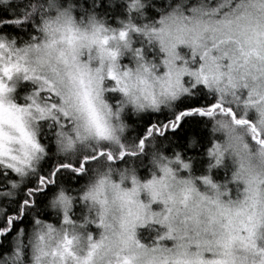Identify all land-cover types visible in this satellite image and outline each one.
I'll return each mask as SVG.
<instances>
[{
	"label": "snow or ice",
	"instance_id": "snow-or-ice-1",
	"mask_svg": "<svg viewBox=\"0 0 264 264\" xmlns=\"http://www.w3.org/2000/svg\"><path fill=\"white\" fill-rule=\"evenodd\" d=\"M135 7L134 0L129 10ZM31 9L0 24L19 25L37 5ZM39 9L38 34L29 41L18 46L0 34V113L7 109L15 119L7 142L0 128V239L15 230L12 251L0 257V264H26V256L27 264H264V0H177L156 24L130 23L119 30L93 25L91 34L75 27L70 16L56 26L65 13L55 0ZM133 32L158 41L164 53L165 71L155 78L159 92L137 89L132 94L129 89L133 76L140 84L141 73L149 70L140 63L142 49L127 45L137 61L134 71L122 69L120 53L108 47L117 36L128 41ZM179 46L190 49V59L180 55ZM109 80L114 83L106 87ZM19 81L36 85L23 103L13 99ZM105 92H118L153 112L163 104L170 115L148 126L130 150L124 140L114 142L109 132L101 133L91 119ZM201 93L199 103L176 107L182 98L191 101ZM193 115L210 121L212 133L222 137L208 149L209 169L222 165L226 155L231 158L235 197L227 183L213 182L211 175L194 177L190 162L177 153L172 159L162 157L159 176L153 173L144 182L132 176L130 188L113 181L111 203L106 196L93 198L95 212L90 210L79 226L92 224L99 232L87 231L82 256L73 251L67 231L62 244L47 245L58 226L78 223L72 212L76 196L61 184L63 177L86 178L78 195L87 204L91 193L84 189L98 165H109L111 172L115 162L143 153L150 141ZM48 135L52 151L45 142ZM180 170L188 175L181 176ZM58 185L50 197L61 207L56 224L35 211L39 196ZM142 192L150 197L147 203L140 199ZM153 203L162 208L153 211ZM28 214L32 229H39V243L18 227ZM149 224L163 231L145 244L137 238V228Z\"/></svg>",
	"mask_w": 264,
	"mask_h": 264
},
{
	"label": "trees",
	"instance_id": "trees-1",
	"mask_svg": "<svg viewBox=\"0 0 264 264\" xmlns=\"http://www.w3.org/2000/svg\"><path fill=\"white\" fill-rule=\"evenodd\" d=\"M46 3L43 0L42 4ZM69 0H60L61 6H66ZM177 0H146L145 6L140 11L128 10V4L125 0H71L73 5V13L75 18L80 21H87L88 17L95 15L98 19L104 21V25L109 29H119L123 27V22L131 19L133 24L137 26H143L145 24H156L161 15L167 14L172 7L175 6ZM33 4V0H11L6 5H0V20H14L22 18L25 13H30V5ZM42 10H38L35 13L17 25L14 23L0 24V34L7 35L9 38L15 39L17 45L21 46L23 43L29 41L32 36L37 35L38 27L41 22ZM50 14H54L50 13ZM133 38L132 48H141L144 50L143 56L145 61H152L156 65H161V60L164 57L156 48L155 42H149L142 33H131ZM187 81V80H186ZM106 86V85H105ZM203 86H198L202 88ZM35 86L28 83L20 84L16 88L15 96H25L28 91L34 89ZM112 98V105L118 107V102L121 100V94L119 93H106V99ZM203 93L198 97H193L191 101L188 98H182L176 103V107L185 108L192 104H197L202 100ZM17 103H23L22 101H16ZM110 102V101H109ZM169 111L161 106V111L153 112L151 110L144 113L136 114L131 107H128L122 114L123 120L130 126L123 138L126 143H135L143 136L145 129L157 121L167 119L169 117ZM211 122L206 118L193 115L186 118L180 126L174 130L167 132L164 136L156 137L154 144H147L143 153H139L135 157L125 158L123 160L115 162L117 169H126L131 165L135 170L136 176L141 182L151 179L152 174L155 173L159 176L160 172L151 163L152 155L154 151L162 152L164 156L172 159L177 153L181 158L190 162L191 174L194 177L202 175H211L213 182H218L217 176L224 173V166L228 165L227 157L225 156L222 165L209 169V165L213 163L212 158L208 156V149L212 146L214 140H220L222 137L220 134H213L211 131ZM195 143H192V140ZM52 136L48 135L46 143L49 144V151L54 149V144L51 143ZM231 170L227 172L229 176ZM113 179L118 181L119 176L113 175ZM87 182L86 178L79 177L74 178L71 176L63 177L61 184L72 195L76 196L73 206V218L81 220L85 213L90 211L87 209V204L79 200V192L82 191V185ZM123 187L130 188L131 182L125 181ZM58 186L50 188L46 193L40 195L37 200V209L35 215L47 222L59 224L61 219V213L59 211H53L48 206V200L51 197V193L58 190ZM82 217V218H81ZM34 221L32 215H25L21 221L18 222V227L25 229L26 234H30L33 228ZM92 224L87 226V229H91ZM15 236V230L5 238L0 239V257L8 254L12 251L13 237ZM139 239L143 242H147L146 238L140 236ZM30 255V249H25ZM26 264L28 262V256H26Z\"/></svg>",
	"mask_w": 264,
	"mask_h": 264
},
{
	"label": "clouds",
	"instance_id": "clouds-1",
	"mask_svg": "<svg viewBox=\"0 0 264 264\" xmlns=\"http://www.w3.org/2000/svg\"><path fill=\"white\" fill-rule=\"evenodd\" d=\"M11 0H8L7 4L10 3ZM43 0H33V4L37 5V11L39 10V5L42 4ZM125 2L128 4V10L129 5L134 2V0H125ZM55 3L60 5V0H55ZM136 7L132 9L131 11H140L146 3V0H135ZM0 5H6L4 0H0ZM71 5V7H69ZM46 6V5H45ZM31 9V5L29 6ZM32 10V9H31ZM67 10V11H65ZM60 11L64 12L65 15L61 17L60 21L58 22V25H63L65 23V20L70 16L74 20V26L79 28L81 31H87L89 34L93 31V25H104V21L102 19H98L94 14L89 16L87 21L80 20L78 21L73 13V5L71 4V0H69V3L66 6L60 5ZM55 16V13L53 14V17ZM133 24L132 20L129 19L125 22H123V27H125L128 24ZM122 27V28H123ZM109 29V28H108ZM119 30V29H117ZM128 44H133V38L130 33L128 41H122L117 36L116 39L110 40L108 47L112 48L113 50H117L120 53V57L125 55L126 52H132L128 48ZM133 55V52H132ZM134 56V55H133ZM141 64L148 66V72H142V83L138 84L136 82V77L133 76L129 80V89L132 92V94H136L137 89H147L151 90L153 88L156 89L157 92H159V85L156 81V77L161 76L163 73L158 74V69L160 65H156L152 63V61H145L143 59L140 61ZM137 66V61L135 59V67L133 70L135 71ZM8 99V98H6ZM101 102H98L97 104V110L95 112H92L91 119L95 122V124L98 126L101 133L109 132L112 137L114 138H120L123 140L128 128L130 127L122 118V114L124 111L131 107L134 113L140 114L144 113L146 111H153L150 107L147 105L143 108L138 107L136 104H133L130 102L129 97L127 96H121V103L118 106L121 110L119 112L116 111L117 107H114L107 99H106V92L101 95ZM161 106H164L163 104ZM111 109V111L109 110ZM15 123V119L13 114L9 113L7 109H5L2 113H0V128L3 129V135L4 140L7 142L9 138V133L13 131V125ZM155 140L150 141L149 144H154ZM192 143H195V140H192ZM130 150H135V146L133 143H127ZM162 157H166L163 155L162 152L154 151L151 159V163L159 170V165L165 163V161L162 159ZM109 165L107 164H101L96 167L95 172L91 175V178L85 187V191L91 193V196L89 198V201L87 203V209L95 212L96 205L93 202V198L96 197H107L108 201L111 203L115 198V192L112 187V182L116 181L113 179V175H118L119 180L116 181L117 183H120L121 187L124 184L125 181L131 182V177L136 176L135 170L131 165V161L129 163V166L124 169H117L114 167L111 172L108 171ZM121 176H123V181H121ZM137 177V176H136ZM138 178V177H137ZM139 179V178H138ZM176 191V195H179L178 190ZM52 199L49 200V208L53 211H60L61 207L59 204L53 205ZM83 202V201H82ZM89 214L88 212L85 213V217H87ZM80 222L76 225H62L58 226L56 232L53 234V236L47 241V245L49 247H56L62 244L64 240V233L67 231V235L72 239V248L73 251L78 253L79 255H83L87 249L88 246V240H87V229L81 228L79 226ZM32 239L34 243H39L37 237L39 234V229H32ZM99 255H103V253H100ZM49 264L51 262L49 261ZM68 264H73L71 260H69Z\"/></svg>",
	"mask_w": 264,
	"mask_h": 264
},
{
	"label": "rangeland",
	"instance_id": "rangeland-1",
	"mask_svg": "<svg viewBox=\"0 0 264 264\" xmlns=\"http://www.w3.org/2000/svg\"><path fill=\"white\" fill-rule=\"evenodd\" d=\"M120 29V28H119ZM140 34V33H139ZM146 38V37H145ZM153 42H155V44H156V48L158 47V51L164 56V53L163 52H161L160 51V47H159V43H158V41H153ZM137 48H139V47H137ZM134 49H136V48H134ZM141 49V48H140ZM142 52H144V50L142 49ZM178 52L180 53V55L181 56H183L184 57V59H190L191 58V51H190V49H188L187 47H185V46H179L178 47ZM144 55V54H143ZM196 60H197V62L199 61V58L197 57L196 58ZM183 63V61L181 60V61H177V64L178 65H180V64H182ZM120 64H121V68L123 69L125 66H127V67H130V68H134L135 67V57L132 55V52H126L125 53V55H123L122 57H120ZM193 66H195V65H193ZM165 71V69H164V67H163V65L161 64L160 65V67H159V69H158V74H160V73H163ZM184 80H185V82H187L188 80H189V78L188 77H185L184 78ZM187 80V81H186ZM25 83H28L29 85H33L31 82H27V81H19V82H17V86H19L20 84H25ZM114 82H112V81H107L106 82V87H111L112 86V84H113ZM17 86H16V88H17ZM33 86H35L36 87V85H33ZM35 89V88H34ZM34 89H32L31 91H33ZM16 90V89H15ZM30 90L28 91V93L27 94H29L30 92H31ZM16 92V91H15ZM15 92H14V96H13V99L15 100V101H22L23 100V98L27 95H25V96H22V95H19V97L18 98H16V96H15ZM113 93V92H112ZM118 93V92H117ZM115 94V93H114ZM109 101H110V103L111 104H113L111 101H112V98L111 99H109ZM226 157H227V160H228V165L227 166H224V173H222V174H219L218 176H217V180H218V182H216V183H219V184H221V185H223V184H228V187L230 188V189H232V191H233V196L235 197V185L234 184H232V183H230V181H231V176H232V172H233V170H234V167H233V164H232V160H231V158L230 157H228L227 155H226ZM231 170V174H229V176L227 175V172H229ZM181 176H187L188 175V172L187 171H185V170H180V173H179ZM160 175V174H159ZM197 184L201 187V189L203 190V186L202 185H200V182L199 181H197ZM140 199L143 201V202H145V203H147L148 202V200L150 199V197L146 194V193H144V192H142L141 194H140ZM151 208H152V210L153 211H159L161 208H162V205L161 204H159V203H153L152 205H151ZM62 215V214H61ZM82 218V217H81ZM87 231H91L93 234H95V235H98V232H99V230L95 227V225H92V229H87ZM161 231H163V228L160 226V225H158V224H149V225H147V226H143V227H138L137 228V238L139 239V237L140 236H143L144 238H146V240H147V242H143V241H141L140 239V241L142 242V243H145V244H151L153 241H154V239L156 238V236L161 232ZM168 244H169V246H171V242H167ZM260 243H264V241H261Z\"/></svg>",
	"mask_w": 264,
	"mask_h": 264
},
{
	"label": "bare ground",
	"instance_id": "bare-ground-1",
	"mask_svg": "<svg viewBox=\"0 0 264 264\" xmlns=\"http://www.w3.org/2000/svg\"><path fill=\"white\" fill-rule=\"evenodd\" d=\"M92 229V228H91Z\"/></svg>",
	"mask_w": 264,
	"mask_h": 264
}]
</instances>
